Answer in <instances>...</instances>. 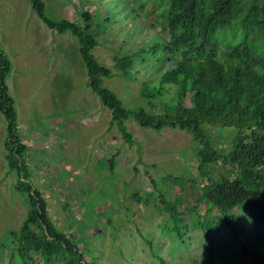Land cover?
<instances>
[{
	"label": "rangeland",
	"instance_id": "374dc122",
	"mask_svg": "<svg viewBox=\"0 0 264 264\" xmlns=\"http://www.w3.org/2000/svg\"><path fill=\"white\" fill-rule=\"evenodd\" d=\"M44 2L51 18L77 19L88 12L98 29L107 28L95 50L100 63L115 73L105 86L129 108L146 106L139 87L149 77H159L156 65L139 61L132 70L137 80L133 82L116 70L115 57L136 49L151 32L140 31L132 21L123 28L106 20L118 10H128V1ZM0 44L13 63L8 85L16 102L19 135L27 146L24 157L31 182L47 201L58 229L79 240L89 264H160L153 250L167 264H195L205 255L204 234L196 226L204 209L193 211L204 186L196 172L198 143L193 136L179 129L148 130L130 121L134 143L127 145L111 126V112L89 87L76 39L51 31L28 0H0ZM6 130L0 113V264H24L16 257L12 261V255L28 199L15 190L16 172L8 171ZM233 134L230 129L211 131L221 149ZM111 159L116 162L113 171ZM210 171L216 179L228 172L220 165ZM195 178L197 186L192 185ZM137 193L141 198L132 199ZM160 195L185 214L184 240L170 232L173 221L158 208ZM236 213L250 228L248 212L241 208ZM245 241L251 251L264 253V242L258 243L251 231ZM239 249L236 244L225 246L226 256L216 264H240Z\"/></svg>",
	"mask_w": 264,
	"mask_h": 264
},
{
	"label": "trees",
	"instance_id": "16d2710c",
	"mask_svg": "<svg viewBox=\"0 0 264 264\" xmlns=\"http://www.w3.org/2000/svg\"><path fill=\"white\" fill-rule=\"evenodd\" d=\"M28 1L51 31L76 39L89 87L111 112V126L127 145L134 143L130 121L157 132L186 131L198 143L196 172L204 186H198L193 211L204 209L196 226L204 234L206 254L195 264H216L226 256L229 244L240 247V264H264V253L251 251L245 241L251 231L258 243L264 242V0H127L128 10H118L106 20L123 28L132 21L140 31L151 34L127 55L116 56L115 68L133 82L137 80L132 70L139 61H153L160 72L156 79L149 77L140 84L147 104L134 108L105 86V80L115 73L100 63L95 50L107 28L98 29L95 16L88 12L80 13L78 20L54 19L48 16L44 0ZM12 65L0 44L6 161L9 174L16 172L18 177L15 190L28 199L27 215L14 233L12 261L16 257L24 264H57L59 260L58 264H89L90 256L80 248L79 240L58 229L47 201L31 182L24 157L27 146L19 135L16 102L8 85ZM218 128L234 131L222 149L215 146L211 135ZM215 165L225 168L227 176L216 179L210 171ZM115 167L111 159L110 171ZM191 181L197 186L196 178ZM137 197L141 198L137 193L132 199ZM159 199L158 208L173 221L170 232L184 240L188 231L185 214L163 195ZM241 208L248 212L250 228L237 216ZM152 255L167 264L154 250Z\"/></svg>",
	"mask_w": 264,
	"mask_h": 264
}]
</instances>
